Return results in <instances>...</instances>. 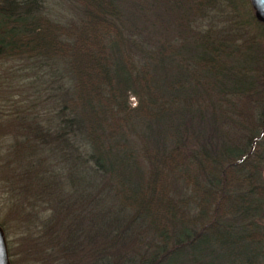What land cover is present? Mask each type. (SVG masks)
<instances>
[{"label":"trees","instance_id":"obj_1","mask_svg":"<svg viewBox=\"0 0 264 264\" xmlns=\"http://www.w3.org/2000/svg\"><path fill=\"white\" fill-rule=\"evenodd\" d=\"M38 1L0 0L10 264H264L262 24L238 0Z\"/></svg>","mask_w":264,"mask_h":264},{"label":"rangeland","instance_id":"obj_2","mask_svg":"<svg viewBox=\"0 0 264 264\" xmlns=\"http://www.w3.org/2000/svg\"><path fill=\"white\" fill-rule=\"evenodd\" d=\"M38 2L40 3L41 9L44 12H46L51 18H54V19H58V20L63 21L66 18H68V15L75 13L74 7L67 0H39ZM238 2L240 4V8H241V10L239 11V12H241L240 14H242V12H243L244 16H248L247 12H249L253 15V9H252L248 0H238ZM227 9L229 10V7L226 6V10ZM233 19L228 23L230 25L226 24L225 27H227V28L231 27L232 31L237 33L241 28H238L236 25L233 26L231 24ZM235 28H238L239 30L238 29L233 30ZM166 31H167L166 33L172 32V26L170 27V24H168L166 26ZM242 32L253 36V35L258 34L259 29L256 25L251 24L248 29L245 27V29H243ZM160 33H163V31H162V28L158 27V31L156 29L155 34H156V37L158 38V40L162 41V38L159 35ZM235 35L237 36L238 34H235ZM243 35L245 36V34H243ZM257 49H258V52L256 51ZM250 53L252 54V58H253V64L252 65H258L260 59L264 56V39H261V41H258L254 45V47L252 46ZM260 54H262L263 56H261ZM9 64H12V65H14L15 68L20 69L19 72H17V73H18L19 77L22 78V81H25V80L31 81L32 80V81L37 82L36 76L38 75V73L35 74L34 71L27 69V67H25V64L23 62L12 61V62L6 63V65H9ZM9 71H10V69H9ZM9 71H7L6 69L2 70L1 74L5 75L6 72L9 73ZM10 74L7 75L8 76L7 81L9 80ZM11 75H13V74H11ZM12 82H13V80H12ZM128 102H129L130 106H133L135 103V99L132 97H129ZM2 106L5 108L7 107V105H3V104H2ZM5 108H4L5 111H6V109L11 110V108H9V107H7L6 109ZM0 113H1V111H0ZM262 119H264V118H262ZM16 124H17V120H15L14 118L9 117V116H5L3 114H2V116H0V163H2V161L4 160L5 153H7V151L10 150L11 147L13 146V143H12L13 140L12 139H13V136H15L16 132H17V131H15V133H14L13 128H16ZM19 153H20V155L25 156L23 153H21V152H19ZM25 154L28 155L26 152H25ZM34 157H37V155ZM33 158H31V156L30 157L27 156L28 160L33 159ZM263 168H264V166H263ZM175 192H176V195H178L177 191H175ZM8 211H9V208H7V206L4 207L2 210H0V222L2 221V219H4L5 215H7L6 212H8ZM5 239H6V237H5ZM44 239L45 238H43V240ZM6 245H7V242H6ZM13 250L16 253L19 252V254L17 253L15 255L14 260L12 261L13 264H45L44 262L41 263L40 261H38L36 254H34L35 250H33V249H32L31 254H30L31 256L27 252L23 251V249L21 248L20 245H17V247L15 246ZM51 251L55 256L60 255L59 258L61 257V254H62L61 251L54 244H53V249ZM7 252H8V249H7ZM37 255L40 256V253ZM31 257L33 259H31ZM56 264H61V263H60V261H58Z\"/></svg>","mask_w":264,"mask_h":264},{"label":"water","instance_id":"obj_3","mask_svg":"<svg viewBox=\"0 0 264 264\" xmlns=\"http://www.w3.org/2000/svg\"><path fill=\"white\" fill-rule=\"evenodd\" d=\"M252 9L253 15L264 27V0H248ZM264 179V169L262 173ZM0 264H10L7 252V245L4 232L0 226Z\"/></svg>","mask_w":264,"mask_h":264}]
</instances>
